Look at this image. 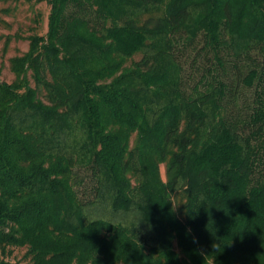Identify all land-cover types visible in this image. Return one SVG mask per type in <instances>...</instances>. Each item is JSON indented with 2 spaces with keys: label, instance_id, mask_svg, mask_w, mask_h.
I'll return each mask as SVG.
<instances>
[{
  "label": "trees",
  "instance_id": "obj_1",
  "mask_svg": "<svg viewBox=\"0 0 264 264\" xmlns=\"http://www.w3.org/2000/svg\"><path fill=\"white\" fill-rule=\"evenodd\" d=\"M47 2L0 79V264H264V0Z\"/></svg>",
  "mask_w": 264,
  "mask_h": 264
},
{
  "label": "rangeland",
  "instance_id": "obj_2",
  "mask_svg": "<svg viewBox=\"0 0 264 264\" xmlns=\"http://www.w3.org/2000/svg\"><path fill=\"white\" fill-rule=\"evenodd\" d=\"M47 0H0V79L11 82L14 79L9 69V59L27 51L28 37L47 32L49 14ZM163 172V171H162ZM23 249H13L6 260L20 261ZM1 257V255H0Z\"/></svg>",
  "mask_w": 264,
  "mask_h": 264
}]
</instances>
